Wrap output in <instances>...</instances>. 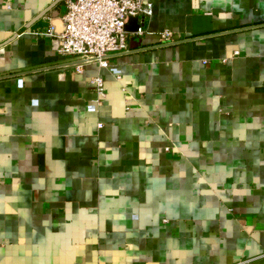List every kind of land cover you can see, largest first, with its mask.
<instances>
[{
	"label": "crops",
	"instance_id": "0c3cea01",
	"mask_svg": "<svg viewBox=\"0 0 264 264\" xmlns=\"http://www.w3.org/2000/svg\"><path fill=\"white\" fill-rule=\"evenodd\" d=\"M64 1L0 0V264H264V0H152L120 79Z\"/></svg>",
	"mask_w": 264,
	"mask_h": 264
},
{
	"label": "built area",
	"instance_id": "2783aa9c",
	"mask_svg": "<svg viewBox=\"0 0 264 264\" xmlns=\"http://www.w3.org/2000/svg\"><path fill=\"white\" fill-rule=\"evenodd\" d=\"M64 3L65 12L60 17L65 25L64 31L51 43L52 50L62 60L60 66L80 73L84 66L97 63L120 79V70L109 64L108 58L129 51L126 25L131 18L144 20L151 17L152 0H65ZM53 31L51 29L49 35ZM143 32L138 28L136 34L142 35ZM159 43L172 44V33L161 32ZM91 85L97 99L88 109L94 111L105 97L102 78H94Z\"/></svg>",
	"mask_w": 264,
	"mask_h": 264
},
{
	"label": "water",
	"instance_id": "95a60500",
	"mask_svg": "<svg viewBox=\"0 0 264 264\" xmlns=\"http://www.w3.org/2000/svg\"><path fill=\"white\" fill-rule=\"evenodd\" d=\"M137 20H138L137 18H131V19H129V22L126 25V28H125L126 31L127 30L129 31V28H128L129 27V24L132 23V22H135ZM50 25L54 28L53 35L60 36L63 33L65 25H64V23L59 18H55L54 20H52L50 22ZM136 27H138V26H136ZM138 28H136V29H138Z\"/></svg>",
	"mask_w": 264,
	"mask_h": 264
}]
</instances>
